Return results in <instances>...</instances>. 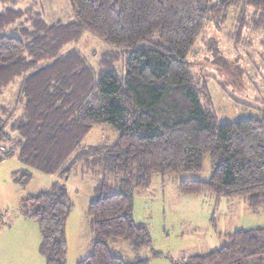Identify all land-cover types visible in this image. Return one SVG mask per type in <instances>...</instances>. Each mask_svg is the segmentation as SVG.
<instances>
[{
  "label": "trees",
  "instance_id": "obj_1",
  "mask_svg": "<svg viewBox=\"0 0 264 264\" xmlns=\"http://www.w3.org/2000/svg\"><path fill=\"white\" fill-rule=\"evenodd\" d=\"M70 1L76 19L68 23L49 24L33 8L9 5L0 11V97L19 82L17 108H1L0 160L16 153L38 171L64 177L63 165L93 127L109 124L118 131L111 145L92 148L105 152L114 179H104L89 204L94 247L78 264H148L109 246L113 238L137 248L151 243L148 228L134 220L135 191L146 188L154 172H201L208 153L210 178L182 180V193L209 190L219 197H246L253 209L264 206V114L220 122L209 87L190 60L208 22H224L240 0ZM247 2L264 6V0ZM18 21L21 27L12 29L20 36L5 32ZM243 25L241 20V32ZM88 31L119 49L102 55L99 71L76 45L67 49ZM122 56L123 78L116 70ZM11 140L16 150L7 149ZM21 207L38 223L46 264H66L71 208L66 185L58 181L29 194ZM263 236L264 227L238 229L223 246L191 255L184 264H252L264 255Z\"/></svg>",
  "mask_w": 264,
  "mask_h": 264
},
{
  "label": "rangeland",
  "instance_id": "obj_2",
  "mask_svg": "<svg viewBox=\"0 0 264 264\" xmlns=\"http://www.w3.org/2000/svg\"><path fill=\"white\" fill-rule=\"evenodd\" d=\"M220 1L212 0L213 3ZM9 5L12 4L0 0V11ZM12 6L43 10L48 23L76 19L70 0H19ZM241 20L244 21L242 32L239 31ZM14 26L21 27L18 21L5 32L20 36L19 31L12 29ZM75 45L97 71L104 53L119 50L89 31L67 49ZM126 58L122 56L116 68L122 78L126 74ZM190 60L198 79L209 87L220 122L264 114V6L256 7L240 0L229 9L224 22L209 21ZM17 92L16 83L9 85L0 97V112L2 107L14 105ZM118 135L109 124L93 127L63 165L64 177L59 173L40 172L20 162L16 155L0 160V264H40L31 253L32 237L17 226L27 219L21 202L25 196L48 190L58 181L66 185L71 205L66 264H78L93 251L95 234L88 207L100 194L99 184L104 179L112 183L114 177L103 160L105 152L92 148L111 145ZM211 172L212 159L208 153L201 172L152 173L149 185L136 190L133 198L134 220L148 228L151 243L137 248L127 239L113 238L109 240L112 250L131 260L145 258L148 264H184L191 255L223 246L228 233L264 227V206L251 208L246 197H219L209 190L200 194L180 191L182 180H208ZM26 173H31V179L21 180ZM32 223L36 231L38 223L34 220ZM37 240L41 255L40 232ZM42 258V264H46L45 257ZM251 262L261 264L264 255Z\"/></svg>",
  "mask_w": 264,
  "mask_h": 264
},
{
  "label": "crops",
  "instance_id": "obj_3",
  "mask_svg": "<svg viewBox=\"0 0 264 264\" xmlns=\"http://www.w3.org/2000/svg\"><path fill=\"white\" fill-rule=\"evenodd\" d=\"M19 2V0H17V3ZM34 4H36V2H34ZM46 4V3H45ZM16 9H20V8H16ZM25 9H28V8H25ZM25 9H21V10H25ZM42 13H43V16H44V11L43 10H40ZM61 21V20H59ZM58 22V21H57ZM56 23V22H55ZM49 24H53V23H49ZM16 83V86L18 87V90H19V82H15ZM18 93V92H17ZM16 100H17V94L15 95V103L14 105H11L9 106V109L12 110V109H16L17 108V103H16ZM1 113V112H0ZM16 140V138H14ZM10 144V145H9ZM7 145V149H13V150H16L17 149V143L14 141V140H11L10 143ZM12 144V146H11ZM16 155V153L14 154ZM17 156V155H16ZM27 219L24 220V221H21L17 226L20 225V228L21 230L25 231L26 235L29 236V237H32V255L34 257L37 258V261L40 262V264H42L43 262V259L42 256L44 255H40L39 252H38V248H37V245H38V240H37V234L40 232V229L38 228L39 226H36V231H35V226L33 225L32 221L34 219L26 216ZM35 221V220H34ZM41 243V242H40ZM41 251V250H40ZM42 253V252H41ZM46 261V260H45Z\"/></svg>",
  "mask_w": 264,
  "mask_h": 264
},
{
  "label": "built area",
  "instance_id": "obj_4",
  "mask_svg": "<svg viewBox=\"0 0 264 264\" xmlns=\"http://www.w3.org/2000/svg\"><path fill=\"white\" fill-rule=\"evenodd\" d=\"M0 152H1V149H0Z\"/></svg>",
  "mask_w": 264,
  "mask_h": 264
}]
</instances>
